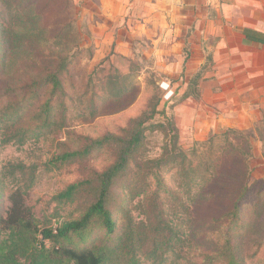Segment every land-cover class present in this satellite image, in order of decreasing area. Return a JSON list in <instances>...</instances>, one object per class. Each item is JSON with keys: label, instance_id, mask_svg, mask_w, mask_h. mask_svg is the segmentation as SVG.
I'll use <instances>...</instances> for the list:
<instances>
[{"label": "rangeland", "instance_id": "374dc122", "mask_svg": "<svg viewBox=\"0 0 264 264\" xmlns=\"http://www.w3.org/2000/svg\"><path fill=\"white\" fill-rule=\"evenodd\" d=\"M15 4L21 8L20 13L24 16L36 15V25L32 24L31 28L30 25L26 27L15 23V17L19 13L14 9ZM99 10V0H0L1 17L4 18L5 25H10L9 30L13 29L19 33L28 31V34L35 35L34 46H31L30 53L25 51L24 46L20 51L14 49L8 35L3 44L0 41V48L3 47V62L0 67V107L2 104L12 107L13 99H20L22 92L19 89L28 83L31 77H41L44 66L56 67L57 55L73 57L70 74H66L64 79L67 88L71 86L82 88L87 83L88 75L98 64L99 68H104L103 75L109 72L113 75L115 71L122 76L128 75V83H125L127 92L120 98L122 102L109 99L103 103L102 96H97L99 99L97 113L91 114L90 111H86L80 116L77 112L79 116L67 119L68 121L57 132L37 134L38 122L35 116H32L34 109L29 107L27 111L26 108H22L23 117H27L25 123L19 122L7 126L6 123L0 122L1 235L7 229L5 219L10 213L15 215L22 212L32 218L38 227L52 228L64 221L80 217L92 201L88 188L84 185L73 201L59 200L58 193L74 181L85 180L93 172L101 171L113 161V156L101 152L90 160L86 158L68 163L57 162V166L50 165V160L62 151L81 147L83 136L96 138L106 132H120L127 126L129 119L140 115L147 108L149 100L154 97L158 99L157 112L147 123L164 122L167 125L166 123L171 121L177 128L178 144L186 151L188 159H193L194 164L201 163L204 160L199 157L200 152H209L211 148L219 152L216 155L218 159L224 161V169L209 183V174L205 173L204 169L201 171L198 169L195 173L196 177L190 178L184 175L185 168L182 164L172 163L171 167L168 166V171H164L162 175L168 187L179 194V198L174 199L161 191L159 201L166 211L168 225L176 230L180 240L174 247L175 251L163 247L166 259L161 263L153 262L142 254L138 264H188L185 258L180 257L179 251L185 252L188 249L187 245L191 243L195 244V247L200 246L199 248L206 243L215 252L218 251L223 241L222 228L227 223L225 214L231 207L232 198L238 193V185L243 182H246L248 190L243 201L240 220L241 223L248 222L249 225L245 236L239 238L238 246L243 251L242 254L247 255L245 264H264V244L256 248V244L264 238V190H259V186L264 183V123H255L243 131L241 138L236 133H229V137H238L242 149L246 147V143L250 144L247 161L251 162V171L247 180H243L244 170L241 166L243 156H233L227 152L223 154L221 151L227 142L220 137V134L229 128L213 129L195 138L193 131L185 129L186 125L188 128L192 122L191 115L174 113L179 103V96L170 95V89L173 90V87H176L175 81L185 75L184 69L165 68L162 60L161 62L157 60V56L161 55L162 58V54L155 53L154 57L153 51L150 50V40L145 36L133 40L128 53L124 52L126 47H122V51H96L97 35L100 34L101 25L104 23L99 16ZM77 52L79 54L76 55ZM194 76L195 74L190 81L195 78ZM193 85L188 90L192 88L194 91ZM11 87L19 91L12 93L9 90ZM97 90L96 95L101 93L100 88ZM256 127H260L261 130L258 132ZM25 128L27 131L23 136L21 133ZM172 134L173 131H170V136ZM213 134H219V137L216 136L210 147L207 140ZM145 135L147 150L144 156L159 157L164 143L168 141V136L161 128L148 129ZM29 177H32L33 183L30 187H26L25 180L27 181ZM130 178H132L131 184H135L142 176L135 174ZM185 179L192 183L189 190L188 187L183 186ZM209 184H218L225 189L214 195L211 200H204L201 196L204 195L205 190H210ZM152 189L151 181L147 192H151ZM127 197L130 198V202L125 205H128L133 220L136 222L144 220L145 216L140 211L143 209L142 206H146V201L140 203L142 196L138 195L128 194ZM181 203L189 207L201 206L203 210L196 211V215L199 218L204 217L206 219L204 223L201 225L195 212L191 213V209L184 210L180 206ZM112 208L119 216L122 215L116 203ZM147 209L151 210L150 206ZM101 233V230L95 231V235ZM45 243L47 246L51 245L47 241ZM146 248L147 245L143 247V251ZM251 254L253 257H248Z\"/></svg>", "mask_w": 264, "mask_h": 264}, {"label": "trees", "instance_id": "16d2710c", "mask_svg": "<svg viewBox=\"0 0 264 264\" xmlns=\"http://www.w3.org/2000/svg\"><path fill=\"white\" fill-rule=\"evenodd\" d=\"M9 6H11L10 3ZM13 6L17 12H21L18 5ZM19 13L15 17V23L21 26L26 25V27L30 25L31 28L32 24L36 25V15L24 16ZM9 28H11L10 25H5L0 12L1 43L3 44L9 36L14 49L20 51L24 46L25 51L30 53L31 46H34L35 35L28 34V31L15 32ZM2 55L3 47L0 48V67L3 62ZM72 64L73 57L57 55L56 67L44 66L41 77H31L30 81L19 89L22 92L20 99H13L12 107L8 104L1 105L0 122L6 123L7 126L19 122L25 123L27 117H23L22 108H26L25 111H27L29 107L34 109L32 116H35L38 122L37 134L45 135L59 131L68 120L79 116L78 113L80 116H83L86 111H90L91 114L97 113L99 110L97 96H102L103 103L109 99L122 102L120 98L127 92L125 83H128V75L122 76L116 71L113 75L111 72L103 75L104 68H99L98 64L90 72L87 83L82 88L74 86L67 88L64 79L66 74H70ZM100 83H102L101 86ZM97 88L101 89V93L96 95ZM9 90L14 93L18 89L11 87ZM157 102L158 99L152 97L147 108L140 115L129 119L127 126L120 132H106L96 138L83 136L81 147L62 151L52 157L50 160L52 166H57V162L68 163L86 158L90 160L101 152L110 153L113 161L101 171L93 172L85 180L74 181L58 193L59 200L73 201L84 185L88 188L92 201L80 217L64 221L52 228L38 227L32 218L22 212L15 215L10 213L5 219L7 229L3 235L0 233V264H138L142 254L153 262L161 263L166 259L163 247L166 250L175 251L174 247L178 244L180 236L173 227L168 225L166 211L159 201V192L162 191L174 199H178L179 194L168 187L162 173L168 171L170 164L178 163L185 168L184 175L190 178L196 177L195 173L198 169L200 171L204 169V172L209 174L210 183L224 169V161L217 158L216 153L219 152L210 148L209 152H200L199 157L204 161L194 164L193 159H188L186 151L178 144L177 128L171 121H168L167 125L164 122L147 123L157 112ZM258 123H264V113ZM158 128L165 132L168 141L164 143L159 157L147 158L146 155L144 156L147 150L145 131ZM256 130L259 132L261 129L256 127ZM26 131L25 128L21 134L25 136ZM170 131H173L171 136ZM231 132L238 134L240 138L244 133L243 130L234 128L221 133L220 137L227 142L221 151L223 154L227 152L233 156H243L241 160L244 170L243 180H247L251 171V162L247 161L250 144L246 143V147L242 149L238 137H229ZM216 136L219 137V134H213L208 138L210 147L216 140ZM192 153L195 154V151L192 150ZM135 174L141 175L142 178H139L137 183L131 184L130 177ZM151 181L153 189L147 192ZM25 182L26 187H30L33 183L32 177L27 178ZM185 182L183 186L188 187L189 190L192 183L187 179ZM209 187L210 190H205L204 195L201 196L204 200H211L214 195L225 189L218 184H209ZM238 187V193L232 198L231 207L225 214L227 223L222 228L223 241L218 251L215 252L206 243L201 245V248L191 243L187 245L188 249L185 252L179 251L180 257L185 258L188 264H245L247 255L242 254L243 251L239 249L238 244L239 238L245 236L249 225L248 222L241 223L240 220L248 187L246 182L239 184ZM259 190H264V183L259 186ZM128 194L142 196L140 203L146 201V206H142L143 209L140 211L145 216L144 220L141 219L138 222L133 220L128 205H125L130 202ZM149 202L152 204H148ZM115 203L118 205L121 216L112 208ZM149 206L151 210L147 209ZM180 206L186 211L191 209V213L195 212V215L196 211L203 210L201 206L189 207L184 203ZM198 219L201 225L206 220L204 217H198ZM98 230L102 233L95 235V231ZM46 241L51 245L47 246ZM263 244L264 238L256 244V248ZM145 245L147 248L143 251Z\"/></svg>", "mask_w": 264, "mask_h": 264}, {"label": "crops", "instance_id": "0c3cea01", "mask_svg": "<svg viewBox=\"0 0 264 264\" xmlns=\"http://www.w3.org/2000/svg\"><path fill=\"white\" fill-rule=\"evenodd\" d=\"M99 3L104 23L96 51L126 47L128 53L133 40L145 36L165 68L184 69L170 95L179 96L174 113L191 115L185 129L195 138L213 129L245 131L262 118L264 0Z\"/></svg>", "mask_w": 264, "mask_h": 264}]
</instances>
